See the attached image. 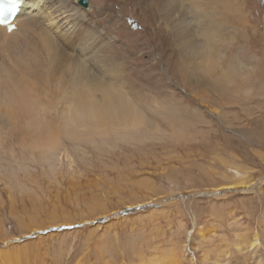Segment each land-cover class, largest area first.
Instances as JSON below:
<instances>
[{
	"label": "rangeland",
	"instance_id": "1",
	"mask_svg": "<svg viewBox=\"0 0 264 264\" xmlns=\"http://www.w3.org/2000/svg\"><path fill=\"white\" fill-rule=\"evenodd\" d=\"M139 3L92 0L93 11L81 9L87 32L101 25L114 35L124 79L137 91L179 99L181 107L192 113L185 121L193 128L177 126L166 118L174 128L164 129L166 133L160 137L144 133L143 128L136 133L127 130V135L81 134L79 139L65 138L58 155L51 157L28 145H16L12 150L10 138L6 139L5 147L0 146V249L17 245L23 256L29 245V264H75L80 259L92 264L91 258L105 247L114 250L113 262L123 264L125 258L134 264L130 261L135 243L145 249L144 260L153 258L158 264H178L177 258L183 259L182 264H211L201 261L203 250L211 260L217 252L227 251L222 254V264H235L233 257L238 252H245L246 264H264V0H239L248 21L246 35L236 38L232 48L217 45L225 63L237 58L226 85L237 89L244 81L243 89L230 93L229 100L204 84L189 90L181 83L179 73L198 66L195 62L183 64L171 31L161 36L149 10ZM76 35L69 36L74 42L70 55L91 61L93 58L77 49L81 38ZM53 39L59 53L54 34ZM10 43L12 50L4 51V58L6 55V61L13 63L23 54L18 57L17 42ZM44 51L42 47L40 55ZM17 60L14 68L20 67ZM240 60L246 65H237ZM221 66L195 77L213 79ZM197 78L193 76V80ZM193 136L194 141L189 140ZM246 175L251 180L248 190L240 184L223 186L247 180ZM145 180L151 185H141ZM97 206L105 207L106 212L96 215L91 209ZM67 217L73 221L69 223ZM241 230L249 233L244 239L250 242L256 235L257 245L240 251L237 243L243 241L237 232ZM200 234L211 239L197 241ZM185 247L193 250L192 258ZM171 250L178 257L170 256Z\"/></svg>",
	"mask_w": 264,
	"mask_h": 264
},
{
	"label": "bare ground",
	"instance_id": "2",
	"mask_svg": "<svg viewBox=\"0 0 264 264\" xmlns=\"http://www.w3.org/2000/svg\"><path fill=\"white\" fill-rule=\"evenodd\" d=\"M74 1L24 0L23 7L16 16L17 29L7 32V28L0 26V146L5 147L6 142L4 143V141L10 138L11 143L8 146L12 150L16 145L21 147L28 145L31 150L36 149L37 151L38 149L49 156L60 150L59 148L62 147L65 138L79 139L82 138L81 134L91 137L94 134L108 136L112 132L126 133L127 130L136 133L143 128L144 133L160 137V134L166 133L165 130H173L174 128L171 121L165 122L166 118L173 120L177 126H186L188 129L193 128L192 123L185 121L187 120L186 116L192 113L185 109L183 105L181 107L179 99L174 96H164L162 98L151 91H137L124 79L123 66L120 67L121 62H119L120 53L116 37L101 25L91 29L88 33V25L82 16L81 11L83 10L81 9L91 12L94 4L91 0L89 8L86 9L77 0ZM135 1L140 2L139 5L144 4V10H149V16H152V20L155 21V29L161 36L165 31L168 32V29L171 31L169 33L172 36L174 45L183 56V64L191 65L195 62L198 66L197 68H192V66L188 69L185 68L183 73H179L180 79L184 81L181 83L185 86L188 85L186 87L189 90H192L195 84H204L212 91L222 93L229 100L230 93L243 89L241 87V84L244 83L243 80L237 89H233L234 86L231 88L226 85V82L232 78L230 72L235 69L237 58L235 61L225 63V57L220 56L221 51L219 49V47L225 49V46L226 48L234 47V40L246 35L243 33L246 30L245 24L248 21L239 0ZM160 24L165 28H161L162 25ZM220 29L222 32L218 31ZM85 31L87 35H85ZM53 34L56 37L59 53L55 48ZM74 34H77L76 38L77 36L81 38L77 43L80 54L90 59L93 58L91 61L83 62V60H76V57L72 58V55H70L74 42L70 40L69 36ZM13 41H16L17 48L22 50L19 49L21 51L19 53L20 51L16 48L18 57L20 54L23 55H21V59L17 60L18 58H16L11 63L6 61L7 56L5 55L4 58V53L6 54L7 49L12 45L10 42ZM89 41H91L90 45L92 47L88 46ZM165 42L169 43V40H165ZM42 47L45 49L44 56L39 53ZM10 49L12 50V48ZM10 53L9 56H11ZM202 58L203 61H200ZM16 60L20 67L16 66L14 68ZM168 63L171 65L172 61L168 60ZM218 65L224 66H221L213 79L201 80L198 79L199 77H195L205 72L212 73ZM237 65H246V63L240 60L237 61ZM255 65L258 64L255 63ZM18 68L21 72L18 71ZM193 76L197 80L194 79V81ZM219 80H224L223 84L217 83ZM35 86L37 88H34ZM181 112L184 115L183 119L180 118ZM127 134L128 132L125 135ZM172 135L174 137L173 132ZM182 135L184 134L182 133ZM178 138L179 135L177 134L176 139ZM194 138L195 136L189 140L194 141ZM28 141H30L29 144ZM47 162L50 163L49 160ZM236 167L238 168V166ZM246 177L247 180H237L228 184L225 183L223 186L233 188L240 184L245 185L248 190L251 187V180L248 179L247 175ZM148 182L145 180L140 183L145 185ZM149 183L148 185H151ZM91 210L95 214L106 212L103 206L93 207ZM67 218L69 219V217ZM69 220V223L73 221V219ZM214 232L213 234H215ZM237 233L243 241L241 244L237 243L240 251L245 247L257 245L258 239L255 233L253 234L255 237L253 236L251 242L244 239L248 236V232L241 230ZM209 236L208 234H200L197 241L206 238L211 239V236ZM25 243L23 242L24 245ZM178 244L181 245L180 241ZM13 245L15 244L13 243ZM137 245L134 243V247L132 246L134 248V258H131V263L158 264L156 259L153 258L148 257L147 261L144 260L145 249L143 250ZM190 245L195 246V244ZM193 246H190V248L192 249ZM104 248H101L99 255L93 256L91 260L89 259V262H92V264L95 262H100L99 264H118L119 262H113L111 259L114 250ZM185 248L188 251L187 247ZM27 249H30L29 245L28 248H24V257L19 253L17 245L14 246V249H11L9 245L0 249V264H23V262L29 264L30 257ZM170 249L172 248L170 247ZM190 250L188 253L191 256L193 250ZM176 253L177 251L171 250L170 256L178 257ZM203 253L205 257L202 258V262L209 261L211 264H222V258H224L222 254L227 253V251L217 252V256L213 260L208 257L205 250H203ZM245 255V252H238L233 257L235 264H246ZM182 260L177 258L178 264H182ZM122 261L123 264L129 263L125 258ZM75 264L84 263L80 259Z\"/></svg>",
	"mask_w": 264,
	"mask_h": 264
},
{
	"label": "snow or ice",
	"instance_id": "3",
	"mask_svg": "<svg viewBox=\"0 0 264 264\" xmlns=\"http://www.w3.org/2000/svg\"><path fill=\"white\" fill-rule=\"evenodd\" d=\"M19 7H23V0H0V20H6Z\"/></svg>",
	"mask_w": 264,
	"mask_h": 264
},
{
	"label": "water",
	"instance_id": "4",
	"mask_svg": "<svg viewBox=\"0 0 264 264\" xmlns=\"http://www.w3.org/2000/svg\"><path fill=\"white\" fill-rule=\"evenodd\" d=\"M77 1H78V3H79L81 6H83L84 8H86V9L89 8L90 0H77ZM125 211H126V212H127V211H130V209L128 208V209H126ZM125 211H124V212H125Z\"/></svg>",
	"mask_w": 264,
	"mask_h": 264
}]
</instances>
